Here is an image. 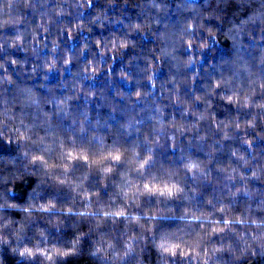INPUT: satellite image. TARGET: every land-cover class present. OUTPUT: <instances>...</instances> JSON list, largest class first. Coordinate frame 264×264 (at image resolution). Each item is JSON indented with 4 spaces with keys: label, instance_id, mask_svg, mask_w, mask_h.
Segmentation results:
<instances>
[{
    "label": "clouds",
    "instance_id": "1",
    "mask_svg": "<svg viewBox=\"0 0 264 264\" xmlns=\"http://www.w3.org/2000/svg\"><path fill=\"white\" fill-rule=\"evenodd\" d=\"M0 264H264V0H0Z\"/></svg>",
    "mask_w": 264,
    "mask_h": 264
}]
</instances>
